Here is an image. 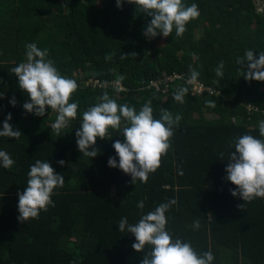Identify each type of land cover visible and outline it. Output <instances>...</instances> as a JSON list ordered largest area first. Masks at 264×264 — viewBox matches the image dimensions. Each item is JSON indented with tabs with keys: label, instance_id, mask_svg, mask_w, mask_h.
<instances>
[{
	"label": "trees",
	"instance_id": "obj_1",
	"mask_svg": "<svg viewBox=\"0 0 264 264\" xmlns=\"http://www.w3.org/2000/svg\"><path fill=\"white\" fill-rule=\"evenodd\" d=\"M260 1L262 6L257 0H183L189 6L198 5V18L186 24L182 36L177 37L173 29L168 37L161 34L149 39L143 33L151 17L127 0L122 8L116 0H0V130L11 113L13 130L35 137L34 141L0 137V150L15 161L10 169L0 163V264L21 263L17 201L34 163L21 158L26 169L17 194L23 172L18 145L43 149L42 161L52 160L55 172L65 179L51 198L67 214L70 227L59 231L61 215L56 212L49 218V235L44 229L45 214L33 221L39 241L44 239L46 244V238L54 239L50 234H59L57 246L50 247L52 252L37 254L38 264H140L150 246L143 252L134 250L135 236L127 228L120 232L118 222L127 217L129 224L137 223L140 200L147 214L172 198L176 204L166 212V230L173 240L191 242L200 255L210 250L215 257L212 264H264V198L246 202L245 210L238 208L245 202L232 196L230 189L236 186L226 179L225 171L235 151L232 142L238 137L247 134L264 140L258 127L264 121V81L246 80L237 63L247 50L257 59L264 52V0ZM162 40L163 45H158ZM29 43L47 49L46 59L78 85L69 101L78 105L77 118L67 122L59 137L52 128L58 113L48 106L43 116L28 113L23 104L29 96L11 72L27 61ZM133 52L137 54L134 58H122ZM221 61L224 75L218 77L214 69ZM190 67L199 72L198 80L218 88L219 93H194L187 79L171 84L166 93L148 88L164 73L190 78ZM90 78L108 83L119 80L125 89L117 92L113 85L84 86ZM182 87L188 93L180 103L173 94ZM104 92L137 112L151 101L157 119L161 109H167L173 118L182 117L173 126L171 146L160 167L149 173L146 183L137 180L134 184L129 174L108 166V159L116 156L113 143L124 139L117 130L109 128L106 138H97L96 157L84 156L78 149L75 133L83 112L100 102ZM13 97L15 106L10 103ZM207 101L216 102L210 107L216 116H196V110L209 108ZM247 104L254 108L247 110ZM49 144L64 158L55 159ZM60 160L65 161L63 166ZM197 220L200 228L194 229L191 225ZM23 249L25 244L21 252Z\"/></svg>",
	"mask_w": 264,
	"mask_h": 264
},
{
	"label": "clouds",
	"instance_id": "obj_2",
	"mask_svg": "<svg viewBox=\"0 0 264 264\" xmlns=\"http://www.w3.org/2000/svg\"><path fill=\"white\" fill-rule=\"evenodd\" d=\"M123 3L124 0H116L118 8H122ZM127 3L135 4L136 8L151 17L143 33L149 39L161 34L168 37L173 29L177 37L182 36L186 31V24L199 16L198 5L192 3L189 6L183 0H127ZM26 49L27 61L11 69L18 77V87L29 96L23 108L38 116L45 114L46 106L57 112L52 128L59 137L67 122L77 118L78 105L69 102L78 88L77 82L61 75L54 63L46 59L47 49L41 50L35 43L27 44ZM136 55L135 52L128 53L122 58H134ZM106 59H111V56H106ZM237 63L246 80L264 81V52H260L257 59L252 50H247L244 57L237 59ZM245 65L246 68L243 67ZM223 68L224 62L221 61L214 69L218 77L224 75ZM189 70L191 83L197 79L199 72L191 67ZM119 91L122 89L117 88V92ZM187 93V87L179 88L173 94L174 99L183 103ZM99 100L100 102L83 112L80 127L75 133L79 151L84 156L96 157L97 138H106L109 128L117 130L124 137L123 141L116 140L112 145L119 160L117 161L116 156L110 157L108 166L118 167L129 174L134 184L137 180L146 183L149 173H154L160 167L162 157L167 154L174 134L173 126L179 125L181 115L173 118L167 109H161L160 118L157 119L154 118L151 101L146 102L137 112L128 104H118L107 92ZM10 103L16 105L15 97ZM206 103L209 107L216 106L215 101ZM11 119L12 115L8 113L3 121L0 137L18 140L22 132L19 129L13 130L9 123ZM258 127L260 136L264 137V121H260ZM232 143L235 151L231 152L228 159L226 179L236 186L235 189H230L232 196H239L245 202L237 207L245 210L246 202L264 198V140L245 134ZM0 163L5 169H10L15 161L6 151L0 150ZM58 163L63 166L65 161L60 160ZM27 176V187L18 194L17 219L21 222L36 219L41 210L47 211L49 205L55 206L51 198L53 190L63 187L65 183L64 176L57 174L50 162L40 159L30 166ZM175 204L176 200L172 198L144 214L145 204L140 200L137 204L141 210L139 221L129 224L127 217H123L118 222L119 231L123 232L127 228V232L135 236L136 242L132 244V248L137 252H143L146 245L150 246V251L143 255L140 264H212L215 257L210 250L200 255L191 242H184L181 238L173 240L166 230V212ZM191 227L199 229V221H194Z\"/></svg>",
	"mask_w": 264,
	"mask_h": 264
},
{
	"label": "crops",
	"instance_id": "obj_3",
	"mask_svg": "<svg viewBox=\"0 0 264 264\" xmlns=\"http://www.w3.org/2000/svg\"><path fill=\"white\" fill-rule=\"evenodd\" d=\"M20 137H28L32 141L35 140L34 135L31 133H23L22 132ZM47 143H50V142L47 141ZM48 148H49L51 153H53V152L55 153L54 154L55 159H63L64 158L63 155H61V153H59L56 148L50 146V144H49ZM43 155H44L43 149L38 150V149H35L32 147H31V149H30V147L24 148V147H22V145L17 146V159H18L19 164H21L23 166V172L20 175L21 184L18 187L17 194L20 192V189L22 186V181H23L22 176H23L25 169H26L25 164L21 158H26V157L30 158L29 161L31 163H32V161H33V163H35V161L37 159H40L42 161ZM49 162L51 163L52 167L55 168L53 165V161L50 160ZM55 196L57 197L56 194H55ZM18 198H19V196H18ZM54 205L55 206H53L51 208H49L51 206V205H49L47 211L41 210V212L39 214V216H42L43 214H45V227H44V229L48 233L47 228H48L50 215L52 213L56 212V213H60V215H61V225H60L59 231L65 232L70 227V220H69L67 214H64L63 210H59V206L55 203V201H54ZM18 216H19V211H18V201H17V217ZM34 220L35 219H31V218L29 220H27L26 222H21L18 220V223H17L18 248H19V254L18 255L21 256L19 260L21 261L22 264H38L39 259L37 258V254L39 257V255H41V253H46L48 251L52 252V251H50L51 250L50 247H53V243L56 247L57 246V240L59 239V234L58 235L57 234H50L51 235L50 237H52L54 239L50 240V239L46 238V244L47 245L44 243V239L42 241H39V239H38L39 238V232L37 231L36 228H34V224H33ZM25 224H27V225H25ZM37 235H38V238H37ZM48 235H49V233H48ZM24 244L26 246V250L23 249V251L21 252V248ZM44 245H46L48 248ZM21 263H18V264H21Z\"/></svg>",
	"mask_w": 264,
	"mask_h": 264
},
{
	"label": "built area",
	"instance_id": "obj_4",
	"mask_svg": "<svg viewBox=\"0 0 264 264\" xmlns=\"http://www.w3.org/2000/svg\"><path fill=\"white\" fill-rule=\"evenodd\" d=\"M186 80L187 84L192 86V91L194 93L202 94L204 92H207L208 94H218L219 89L214 86H209L205 84L204 82L196 79L195 81L189 83L190 78H186L184 74H173V75H167L166 73L163 74V77L160 79H153L150 83L148 88H155V90L162 91L163 93H166L169 89V86L171 84H176L182 82V80ZM84 84L88 87H106L108 85H113L115 87H118L119 89H125L124 86H122V83L118 81H112L110 83L106 81H101L98 79L90 78L87 81L84 82ZM247 110L250 111L251 108H254L251 104L246 105Z\"/></svg>",
	"mask_w": 264,
	"mask_h": 264
},
{
	"label": "rangeland",
	"instance_id": "obj_5",
	"mask_svg": "<svg viewBox=\"0 0 264 264\" xmlns=\"http://www.w3.org/2000/svg\"><path fill=\"white\" fill-rule=\"evenodd\" d=\"M257 2H258V5L259 6H262V3H261V1L260 0H257ZM103 2H101V6H103ZM34 17V19L36 18V16L34 15L33 16ZM201 33L200 32H198V34H197V37L198 38H200L201 37ZM158 45H163V40H162V42H160ZM82 75H83V73H82ZM81 75V76H82ZM84 86H86L85 84H84ZM87 87V86H86ZM164 99H166V96L164 97ZM212 108H204V109H202L201 111H199V110H196V112H195V115L196 116H203V117H206V118H213V117H215L216 115H215V113L211 110ZM197 111H199V112H197ZM55 201V198L53 199V202ZM55 203H56V201H55ZM53 247L55 248V246H54V243H53ZM225 264H230L229 262H225Z\"/></svg>",
	"mask_w": 264,
	"mask_h": 264
}]
</instances>
